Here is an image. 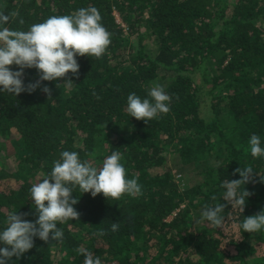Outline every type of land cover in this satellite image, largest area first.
Returning <instances> with one entry per match:
<instances>
[{"label":"trees","instance_id":"trees-1","mask_svg":"<svg viewBox=\"0 0 264 264\" xmlns=\"http://www.w3.org/2000/svg\"><path fill=\"white\" fill-rule=\"evenodd\" d=\"M89 6L99 10L111 44L101 58L76 57L71 87L61 78L18 96L0 92V175L16 163L14 185L0 178V231L12 212L35 222L29 189L65 150L97 167L119 150L127 178L138 177L143 194L108 200L74 189L80 215L58 225L62 241L34 237L33 248L7 264H83L78 248L102 264H264L257 253L264 229L241 227L264 210L256 175H264V157H252L248 144L256 134L264 147V0H0V12L18 13L4 26L24 31ZM38 79L35 68L24 69L25 86ZM157 83L172 97L170 111L148 123L130 117L128 95L150 99ZM200 95L210 97L209 120ZM249 165L254 179L244 186L251 195L241 212L223 199L221 185L240 179L233 173ZM177 174L194 180L181 188ZM218 203L227 204L223 228L193 223V212ZM101 230L106 234L96 235Z\"/></svg>","mask_w":264,"mask_h":264},{"label":"clouds","instance_id":"clouds-1","mask_svg":"<svg viewBox=\"0 0 264 264\" xmlns=\"http://www.w3.org/2000/svg\"><path fill=\"white\" fill-rule=\"evenodd\" d=\"M18 13L0 12V92L18 96L22 92H34L43 81H56L64 78L67 87L74 83L67 78L68 73L78 77L77 56L101 58L111 44V33L103 26L102 16L94 6L80 8L68 15H53L42 23L32 24L26 31L12 30L6 25ZM21 25L23 19L19 20ZM12 65L18 71L11 70ZM35 68L39 79L34 83L24 84V69ZM59 88V84L56 85ZM51 98L52 90L44 86L41 89ZM149 98H141L136 93L127 97V112L130 117L148 123L160 114L170 111L172 97L164 87L155 84L147 93ZM248 144L252 157H264V147L258 135L252 134ZM123 153L113 151L101 166L97 167L89 160H81L76 151H62L60 158L54 161L51 172L40 182L33 184L29 191L34 201L38 218L35 222L24 219V214L10 213L5 221L6 227L0 231V264H7L12 257L19 259L34 246V237L48 242L51 234L53 241H62L64 232L58 227L69 219L78 220L79 212L73 207L78 203L72 193L79 188L82 193L90 192L92 197L103 194L106 199L119 200L125 194L131 197L142 195V185L138 177L127 178ZM240 179L222 181L226 189L223 199L232 208L244 210L246 198L251 193L244 187L254 177L252 166L235 170ZM260 182L264 183V175ZM215 199V197H213ZM47 202V203H45ZM227 204L205 205L201 212V221H207L214 228H223L225 216L222 215ZM244 232H258L264 229V210L247 216L242 224ZM119 229V223L113 222L111 231ZM101 230L96 235L103 236ZM76 251L84 255L83 264H102L99 256L84 248Z\"/></svg>","mask_w":264,"mask_h":264},{"label":"rangeland","instance_id":"rangeland-1","mask_svg":"<svg viewBox=\"0 0 264 264\" xmlns=\"http://www.w3.org/2000/svg\"><path fill=\"white\" fill-rule=\"evenodd\" d=\"M115 16L117 18V21L120 24H122V26H124L123 23H122V21H121V19H120V17H119V15L116 13ZM144 43L148 46V48H150L152 46L155 47L154 43H151L148 40H147V42L144 41ZM153 86L154 85H152L151 87H153ZM205 90L203 91L204 93H205ZM200 97H201L202 115H203V117L206 120H209V118H210V113H209V100H210V97L207 96V95L206 96L205 95H202V96L200 95ZM10 167L13 168V170L8 171L5 174L0 175V178L3 177V176L4 177L5 176H8V179H5L4 182L6 184H8V185L11 186V185H14V182H15V176H14V174H15V171H16V163L11 162L10 163ZM169 167L172 168V171H175L176 170L175 169V163L172 162V161L169 162ZM177 177H178L179 180H181V183L179 182L181 184V188H185L188 184H190V182L192 180H194L192 175L189 176L187 174L186 175H182V176H180L179 174H177L176 175V178ZM199 219L201 220V213L199 211L193 212V220H194L193 223L194 224H197V222H198ZM257 250H258L257 253H264V245L263 246H260V245L257 246Z\"/></svg>","mask_w":264,"mask_h":264}]
</instances>
